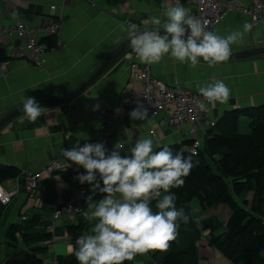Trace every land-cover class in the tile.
I'll use <instances>...</instances> for the list:
<instances>
[{"label": "crops", "instance_id": "crops-1", "mask_svg": "<svg viewBox=\"0 0 264 264\" xmlns=\"http://www.w3.org/2000/svg\"><path fill=\"white\" fill-rule=\"evenodd\" d=\"M167 2L168 0H0V29L18 19L26 21L31 27H37L45 23L49 6H53V15L61 22L58 33L60 46H54L55 36H50L53 47L45 51L44 62L40 67H34L20 59L9 58L7 54L12 43L15 44L16 41L9 38L3 40L0 46V63L4 62L5 70L0 69V117L21 106L25 96L35 97L37 101L60 96L77 87L90 76L110 50L128 37L127 32L121 30L122 24L135 23L141 30L154 28L150 22L151 18L160 17L163 21L165 18L162 12ZM245 23L249 24L244 16L231 11L211 31L222 37L233 31L243 32V41L231 45V53L264 47V16L255 24H249L251 28L246 32ZM37 34L41 39L47 37L41 33ZM124 48V51H120L81 90L68 97L39 103L46 111L35 122L29 121L21 110L0 125V165L14 166L20 173H39L32 196L26 194L17 178L0 182L2 189L16 190L0 214V249H3L0 264L7 255L15 251L5 244L7 228L11 224H22L28 217L38 215L39 221L31 232L44 231L45 224L50 222L49 205L68 193L75 168L61 155V148L71 149L77 143L95 139L99 135L108 136L111 151L118 141L124 143L125 148L120 150L122 156L130 155L128 149L132 143H128L129 137L133 142L141 137L150 138L154 146L191 141L194 137L202 143L208 130L204 121L192 133L188 123L179 128L155 126V120L152 118L133 120L129 114L117 122L107 123L106 109L120 107L137 87L128 69L127 54L132 49L130 46ZM136 62L142 64L137 59ZM148 67L151 76L163 84H175L191 92H198V87L211 81L213 77L222 80L231 90L230 99L225 104H208V120H215L227 109L264 103V54L229 59L212 67L201 59L195 68L166 55L161 62ZM96 105L99 107L94 109ZM242 119L244 121V118ZM151 127L154 132L149 134L147 131ZM50 160L54 161V169L47 173L42 167ZM97 181L102 187L100 178H97ZM90 188L91 185L87 183L80 212L75 216H61L53 222L52 238L42 242L47 246L46 251L39 255L42 264H55V256L69 254L68 248L75 245L78 236L92 234V227L97 221L89 222L85 219L83 213L90 211L85 198L91 195L92 200L96 202L105 194L99 191L92 193ZM194 206L196 207L195 204ZM210 209H216L211 215L221 214L224 218L220 220L225 219L227 211L220 205L199 210V214H206ZM190 215L192 216L191 212ZM192 218L194 219L193 216ZM67 224L80 226L73 234L65 229ZM205 233L206 231L201 234L197 243L203 240L208 249H201L197 245L198 262L231 264L219 252L207 246ZM211 250L216 251L215 258L207 257L206 253ZM125 264L155 262L146 253L137 255L134 260L126 261Z\"/></svg>", "mask_w": 264, "mask_h": 264}, {"label": "clouds", "instance_id": "clouds-1", "mask_svg": "<svg viewBox=\"0 0 264 264\" xmlns=\"http://www.w3.org/2000/svg\"><path fill=\"white\" fill-rule=\"evenodd\" d=\"M162 16L152 17L154 28L141 30L135 23L122 24L127 32L130 47L137 60L152 65L167 55L195 68L202 59L210 67L226 62L231 45L243 41V32L233 31L226 37L208 30L206 22L192 16L180 0H168ZM251 25L245 23L244 31ZM162 29V31H161ZM204 101H198L201 111L208 104H225L231 90L215 77L198 87ZM99 105L94 106L98 108ZM25 117L35 122L46 111L35 97L25 96L22 101ZM130 119L145 120L147 109L140 102L129 113ZM128 149L130 155H121L125 144L118 141L108 151L103 142L77 143L71 149H60L67 161L82 167L78 181L91 185L90 192L105 195L94 202L85 198L90 211L83 213L89 222L97 221L92 234H82L70 245L68 252L78 264H125L137 255L150 251H167L170 242L178 235L180 223H188L189 216L176 207L177 197L172 189L182 187L184 178L193 168L192 156L173 152L169 145H156L150 138H137ZM159 148L158 151L154 150ZM99 174L100 181H97ZM166 193L161 196V193ZM155 201V210L152 202Z\"/></svg>", "mask_w": 264, "mask_h": 264}, {"label": "trees", "instance_id": "trees-1", "mask_svg": "<svg viewBox=\"0 0 264 264\" xmlns=\"http://www.w3.org/2000/svg\"><path fill=\"white\" fill-rule=\"evenodd\" d=\"M41 40L52 45L50 36ZM190 144V140H183L160 145L191 155L194 166L184 178V185L172 189L176 207L184 210L189 222L180 223L178 235L167 251L148 252L150 258L155 264H200L196 243L206 231L207 246L231 264H264V103L224 110L205 132L195 154L186 149ZM20 177L14 166L0 165V182L14 178L20 181ZM192 200L199 210L224 206L227 215L223 221L216 215L195 221L189 210ZM152 207L155 210V201ZM2 208L0 205V214ZM37 221L39 216L33 215L7 228L5 244L15 251L2 264H42L39 255L47 248L42 242L51 234L32 233ZM79 226L67 224L65 229L74 234ZM19 241L22 248L17 247ZM54 263L76 264V259L70 254L56 255Z\"/></svg>", "mask_w": 264, "mask_h": 264}, {"label": "built area", "instance_id": "built-area-1", "mask_svg": "<svg viewBox=\"0 0 264 264\" xmlns=\"http://www.w3.org/2000/svg\"><path fill=\"white\" fill-rule=\"evenodd\" d=\"M180 3L192 16L206 22L208 30H212L231 11L244 16L249 24H255L259 18L264 16V0H244L242 2L240 0H190L189 2L180 0ZM52 9L53 6H49V14L45 23L37 27H31L26 21L18 19L0 29V46L7 38L16 41L15 44L12 43L7 54L9 58L20 59L34 67H40L44 62L43 55L49 46L41 41V37L37 33L55 36L54 46H60L58 33L61 22L58 17L53 15ZM127 57L129 59L128 69L137 83V87L133 89L134 92H131V96L121 103L120 107L106 109L107 123L117 122L121 117L130 113L133 109L132 106L136 107L137 102H140L147 109L148 117L155 120V126L167 125L171 128H179L188 123L191 125L190 132L192 133L202 121L207 127L213 124L212 120L206 119L207 111H201L197 107L198 101H204L198 92L182 89L175 84H163L151 76L147 64L136 62L135 54L132 51L127 54ZM0 69L5 70L4 62L0 63ZM204 102L207 104L206 101ZM147 132L152 134L154 128H149ZM96 142H103L106 149L111 151L106 135L82 141L79 145ZM199 146L200 142L194 137L187 150L191 154H195ZM70 163L75 168L72 172L73 181L68 193L59 201L49 205L52 219L62 214L75 216L80 211L87 182L81 184L76 177L78 174H83L85 170L71 161ZM42 169L49 173L54 169V161L50 160ZM38 174L36 171L21 173L20 184L28 196L33 195L37 186ZM97 178H99V174H97ZM15 193V189L4 190L0 187V205H7ZM23 218L24 216L21 217V219ZM45 230H51V227L48 226Z\"/></svg>", "mask_w": 264, "mask_h": 264}, {"label": "water", "instance_id": "water-1", "mask_svg": "<svg viewBox=\"0 0 264 264\" xmlns=\"http://www.w3.org/2000/svg\"><path fill=\"white\" fill-rule=\"evenodd\" d=\"M130 46L129 38L127 37L123 41H121L119 44H117L110 52L103 58V60L97 65V67L93 70V72L90 74L88 78H86L81 84H79L77 87L73 88L72 90L66 92L65 94H62L60 96H54L50 98H44L37 100V103H44V102H50L53 100H58L64 97H68L77 91L81 90L87 83H89L97 74H99L115 57L120 53V51L124 48ZM264 54V47H253L249 49L240 50L237 52H232L229 59H238V58H245L248 56H254ZM228 59V60H229ZM22 110V105L15 107L8 112H6L4 115L0 117V125L3 124L6 120L11 118L16 113L20 112Z\"/></svg>", "mask_w": 264, "mask_h": 264}, {"label": "rangeland", "instance_id": "rangeland-1", "mask_svg": "<svg viewBox=\"0 0 264 264\" xmlns=\"http://www.w3.org/2000/svg\"><path fill=\"white\" fill-rule=\"evenodd\" d=\"M42 41V40H41ZM53 47V44L52 45H49V48H52ZM215 120H213V122H214ZM209 128V127H208ZM188 147V146H187ZM187 147H186V149H187ZM194 203H195V201H191L189 204V208H190V212H191V214H192V216L194 217V219H196V220H198V219H201V218H205L206 216H208V215H211V214H213L214 212H216V209H210L206 214H199V209L197 208V207H195L194 206ZM224 207V206H223ZM225 208V207H224ZM226 209V208H225ZM61 216H64L63 214L62 215H60L59 217H57V218H54V219H52V216H51V211H50V222L49 223H47V224H45V227H44V231H46L45 230V228L47 229V227L48 226H50L51 227V230H48L49 231V233L50 234H52V229H53V222L55 221V220H57L58 218H60ZM219 219H223L224 217L221 215V214H219L218 216H217ZM48 231H46V232H48ZM17 235V234H16ZM51 238H52V236H51ZM204 241L203 240H201L199 243H197V245H198V247L200 246V248L202 249V247H206V245L204 246ZM17 247H21L22 248V243L19 241L18 243H17ZM7 250L9 249L8 247H5ZM207 248V247H206ZM208 249V248H207ZM202 252V251H201ZM214 252H216V251H214V250H211L210 252H208V253H206L207 254V257L208 258H215L214 257ZM263 253V256H264V251L262 252ZM203 254V253H202ZM2 257H3V249H0V261H1V259H2Z\"/></svg>", "mask_w": 264, "mask_h": 264}]
</instances>
